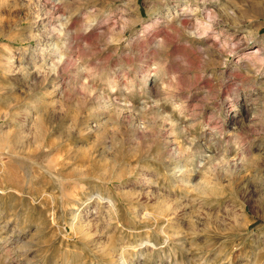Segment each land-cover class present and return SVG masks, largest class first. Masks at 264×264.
I'll return each instance as SVG.
<instances>
[{
  "label": "rangeland",
  "instance_id": "1",
  "mask_svg": "<svg viewBox=\"0 0 264 264\" xmlns=\"http://www.w3.org/2000/svg\"><path fill=\"white\" fill-rule=\"evenodd\" d=\"M0 264H264V0H0Z\"/></svg>",
  "mask_w": 264,
  "mask_h": 264
},
{
  "label": "bare ground",
  "instance_id": "2",
  "mask_svg": "<svg viewBox=\"0 0 264 264\" xmlns=\"http://www.w3.org/2000/svg\"><path fill=\"white\" fill-rule=\"evenodd\" d=\"M53 20V19H52ZM61 20V17H55V20L54 21H60ZM59 23H61V22H59ZM47 24V23H46ZM51 38V37H50ZM183 174V173H182ZM182 174H180V175H182ZM184 175H185V173H184ZM183 180V179H182ZM123 258V257H122ZM126 263V262H125Z\"/></svg>",
  "mask_w": 264,
  "mask_h": 264
}]
</instances>
